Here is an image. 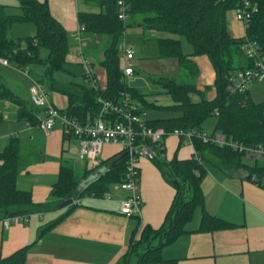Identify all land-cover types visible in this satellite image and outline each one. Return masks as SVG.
I'll return each instance as SVG.
<instances>
[{"label":"trees","instance_id":"trees-1","mask_svg":"<svg viewBox=\"0 0 264 264\" xmlns=\"http://www.w3.org/2000/svg\"><path fill=\"white\" fill-rule=\"evenodd\" d=\"M16 1L20 14H8L7 6L0 4V58L7 59L9 67L19 72L28 70L32 65H43L44 74L36 82L42 86L48 82L52 87L53 74L65 70L66 59L70 54L68 33L52 16L48 0ZM244 1H248L255 10L244 28L243 36L236 38L228 32L226 15L241 7ZM85 2L98 7L100 11L77 12V22L82 27L79 34L77 31L73 36L78 42L77 54L81 61L86 59L80 46L81 32L107 36L108 45L99 63L104 70L106 82L103 87L96 84L80 86L81 95L66 93L67 107L64 110L58 109L60 113L81 124L90 123L101 111V105L97 101L99 97L117 101L120 93H126L140 103L144 112L155 110L178 113L174 117L146 121V125L152 129L162 128L167 133L193 129L203 132L204 123L213 119V134L220 133L227 140L244 147L264 145V100L255 102L247 89L241 92L234 89L236 72L252 66L251 60L245 56L241 47L245 39L254 42L264 56V0H124V21L118 18L117 0ZM135 18L142 30L182 37L192 46V53L184 54L178 38H155L158 58L175 61L178 70L185 71L189 80L179 83L173 78H159L157 82L172 100L170 106L156 105L148 101L146 94L139 88H129L125 84L120 45L126 29L130 27L127 20ZM16 23L33 24L35 33L24 38L10 37L9 30ZM41 49L47 50L45 58L39 56ZM194 56H205L214 73L212 85L203 90L198 89L194 82L199 75L198 65L192 59ZM80 63L86 80L82 62ZM209 90L214 91L211 99L207 98ZM193 96L197 97L196 101L192 99ZM1 102L14 105L17 118L32 127L37 126V117L44 114L43 109L34 107L29 100L14 94L2 80ZM39 110L42 111L41 115L38 114ZM3 121L0 112V123ZM139 143L150 145L141 138L138 139L137 144ZM192 144L195 154L186 160H163L164 149H161V145L153 147L156 154L153 161L157 163L164 178L173 184L174 196L164 221L158 228L142 225L139 216H132L136 220V226L130 233L125 252L114 264H131L132 260L135 264H177V260L164 259L161 250L188 232L186 226L197 209L202 211L199 232L212 233L233 227L232 224L208 214L204 209L201 181L205 174L203 160L207 159V154L215 156L226 170L237 168L256 176L261 180V187L264 189V166L256 162L252 165L246 163L244 152L230 146L203 143L196 137L192 139ZM19 150V140L13 136L0 152V222L16 216L26 217L33 213L46 212L54 207L53 202L72 201L68 212L42 228L38 237L60 224L76 207L77 200L84 196L102 199L112 187L124 182L127 157L119 159L124 153L120 151L100 162L98 168L102 166L103 170L95 175V169H85L79 173L71 166L61 165L49 200L35 203L29 191L16 187L17 176L22 169ZM29 247L30 245L24 246L1 258L0 264H26Z\"/></svg>","mask_w":264,"mask_h":264},{"label":"crops","instance_id":"crops-1","mask_svg":"<svg viewBox=\"0 0 264 264\" xmlns=\"http://www.w3.org/2000/svg\"><path fill=\"white\" fill-rule=\"evenodd\" d=\"M48 5L52 16L68 33L73 48L66 60L74 66L73 71H76V66L81 65V58L75 53L78 42L73 37L79 27L77 12H94L95 7L85 0H48ZM102 38L85 32L80 33L83 57L90 62L95 72L96 85L100 87L106 82L104 70L99 65L104 50L99 51L95 47ZM82 43L85 44L84 48ZM86 46L93 47L94 51L86 50ZM0 66L4 69L0 71V80L14 94L29 100L32 81L39 79L32 76V70L34 68L41 72L44 68L29 67L31 81L29 79L24 81L20 77L23 74L17 69L1 64ZM70 77L79 82L54 81L51 89L46 91L50 102L59 110L67 107L66 93L81 95L80 86L90 85L84 79L83 73L81 77L75 73L70 74ZM206 86L201 85L197 88L203 90ZM145 94L148 101L159 105L150 100L147 93ZM213 96L208 98L207 93L208 99ZM193 100L196 101L197 97L194 96ZM149 111L151 110L145 111L144 119L154 120L148 117ZM0 112L4 118L0 123V152L10 137L18 138L22 169L17 176L16 187L29 191L35 203L49 200L51 188L57 181L61 165H68L73 169L76 166L82 171L87 169L85 161L79 159V139L65 133L59 123H56L49 134H44L36 127L29 126L24 120L18 119L14 105L1 102ZM38 114L41 115L42 111L39 110ZM203 132L213 134L206 132L205 129ZM163 149V160L167 161L174 158L186 160L195 154L192 143L171 134L164 138ZM120 151V145H104L100 162ZM253 161L255 163L259 159ZM203 164L205 174L201 181V190L204 196V209L208 214L232 224L233 227L212 233L199 232L202 211L197 209L198 213L195 211L191 222L186 226L188 232L174 243L162 248V257L166 260H177V264H264V189L261 187V180L252 174V177L248 178L249 173L242 169H224L212 154H207ZM138 166L142 202L140 222L142 225L158 228L163 223L173 199L174 187L164 178L155 161L141 159ZM116 186L112 187L114 193L112 191L107 193L113 194L109 195L110 199H106L107 204L91 200L93 198L77 200L76 207L68 216L41 237L38 236L42 228L68 212L71 200L53 202L52 209L33 213L26 216L25 220L7 228L0 222V259L30 245L26 264H114L125 252L130 233L136 226L134 218L119 213L120 202L129 193L115 189ZM118 191L124 194L120 196Z\"/></svg>","mask_w":264,"mask_h":264},{"label":"built area","instance_id":"built-area-1","mask_svg":"<svg viewBox=\"0 0 264 264\" xmlns=\"http://www.w3.org/2000/svg\"><path fill=\"white\" fill-rule=\"evenodd\" d=\"M118 18L122 21L126 19V6L124 0H117ZM255 7L250 5L248 1H244L241 7L233 10V19L236 22L243 24L244 28L249 22L252 12ZM82 27H78V34ZM79 40V37H76ZM242 50L248 57L252 66L244 71H237L235 75V87L238 91L247 89L250 84H264V56L261 49L251 41L245 39L242 44ZM135 51L131 47L122 46L120 48V56L123 58V76L124 78L133 75V70L128 62L134 58ZM84 76L89 84H96L95 72L92 69L90 62L82 59ZM0 64L9 67L10 64L5 58H0ZM25 76H28V70L21 71ZM29 101L36 107L44 110L43 116H38L37 129L44 134H49L59 123L63 131L79 139V159L85 161L88 170L96 169L100 163L102 147L106 144H117L121 146V151L126 153L127 165L125 171L124 182L118 184L115 189L127 191L129 195L120 202L119 213L125 217L140 216L141 197L139 192L140 169L139 161L145 159L153 161L156 154L153 147L160 146L163 148V140L168 135H175L184 138L192 143L194 137L200 139L203 143L214 145L230 146L233 149L244 152L249 160H257L264 158V145L257 147H244L234 141L227 140L220 133L207 134L197 130H174L167 133L162 128L152 129L146 125L144 119L145 112L142 110L140 103L132 99L126 93H120L117 101L104 100L98 98L101 105V111L93 121L86 124H81L76 119L69 117L52 106L48 94L43 86L32 81L29 90ZM148 141L139 143L138 139ZM104 199H110L106 194ZM25 220V217L16 216L5 219L2 223L5 228L12 224L19 223Z\"/></svg>","mask_w":264,"mask_h":264},{"label":"rangeland","instance_id":"rangeland-1","mask_svg":"<svg viewBox=\"0 0 264 264\" xmlns=\"http://www.w3.org/2000/svg\"><path fill=\"white\" fill-rule=\"evenodd\" d=\"M1 5L7 6L6 12L8 14H20V9L18 7V2L16 0H0ZM95 7V6H94ZM94 12H99L100 9L98 7H95L93 10ZM136 18L132 20H127L128 23H130V27H128L124 33L123 40L121 42L120 48L124 45L127 47H131L135 51L134 58L128 62L129 66H131L132 70L134 71L133 75L131 77L125 78V84L129 88H140L144 93H147L150 100L155 101L157 104L161 106H168L172 104L171 99L168 95L165 94L164 89L162 86L157 82L159 78L161 77H169L173 78L179 83H186L189 82V80L186 77V72L183 70H178L176 62L173 60H162L158 58L157 54V45H156V39L153 36L152 33H150L147 30H142L138 28V24L136 22ZM226 21H227V29L231 36L241 37L244 34V26L240 22H235L233 19V10L229 11L226 15ZM134 23V24H133ZM34 31V32H32ZM35 33V27L33 24H13L9 30V36L12 38H24L27 36H31V34ZM155 34V33H154ZM157 37H172V38H178L181 42L182 46V52L184 54H191L192 53V46L182 37H178L172 34H164V33H156ZM102 41L96 45L95 49L99 51H103L106 49L108 45V38L107 36L103 35L101 36ZM71 42V41H70ZM85 45V44H84ZM84 45L82 43V48H84ZM72 45H70V52L72 51ZM93 47L86 46V50L88 51H94L92 49ZM74 50V49H73ZM77 50H75V53H78ZM39 56L41 58H45L47 56V50L41 49L39 52ZM198 65L199 69V75L197 79L194 81L197 86L201 85H207L211 86L213 81V72L210 67V63L208 59L205 56H194L192 58ZM121 61V69L123 70L124 62L123 58H120ZM71 63H67L65 65L66 71H59L55 72L53 74V82L54 81H70L72 83H78L79 81H74L70 74L75 73L76 76L81 77L82 75V67L81 65L76 66L77 70L74 72L73 68L74 66L70 65ZM30 67H43L41 64L32 65ZM32 69V68H31ZM0 71H4V69L0 66ZM35 72V73H34ZM44 74V70L39 72V70L36 71V69L33 68L32 70V76L35 78H42ZM24 81L26 79L29 81L30 77L20 76ZM81 80V79H79ZM56 82V83H57ZM236 81L235 83H237ZM247 90L250 92L251 97L255 102H261L264 100V84H250L247 85ZM43 88L46 91H49L51 89L48 82L43 84ZM210 91V90H209ZM208 91V98L210 96H213V91ZM194 97V96H193ZM192 97V99H193ZM178 115V113H172V112H159L155 110H151L148 112V117L157 119V118H169L174 117ZM213 124L214 120L209 119L207 120L203 127L206 132L210 133L213 130ZM246 163L252 165L254 163L253 160L246 159ZM258 165H264V158L259 159ZM76 169V172L81 173L82 170H80L79 167H74ZM103 170V167H99L94 170L95 173H98ZM114 188L111 189L112 193ZM110 191V192H111ZM119 192V191H118ZM109 194L110 196H113V194ZM124 192H119V195L122 196ZM91 197L84 196L82 197V200H89ZM94 201L102 202L107 204L106 199H91ZM198 211H196V214ZM131 264H135L134 260L131 261Z\"/></svg>","mask_w":264,"mask_h":264},{"label":"water","instance_id":"water-1","mask_svg":"<svg viewBox=\"0 0 264 264\" xmlns=\"http://www.w3.org/2000/svg\"><path fill=\"white\" fill-rule=\"evenodd\" d=\"M124 157H126V153H123V155H121V156L119 157V159L124 158ZM119 159H117V160H119ZM98 173H99V172H98ZM98 173H97V174H98ZM249 177L251 178L252 175H251V174H248V178H249ZM90 179H91V177H90L88 180H90ZM88 180H87V181H88ZM87 181H85V182H87ZM85 182H84V183H85ZM71 203H72V201H70L69 204H71Z\"/></svg>","mask_w":264,"mask_h":264}]
</instances>
